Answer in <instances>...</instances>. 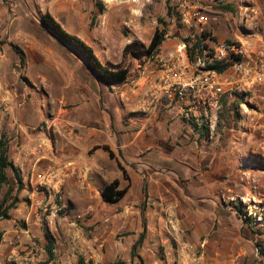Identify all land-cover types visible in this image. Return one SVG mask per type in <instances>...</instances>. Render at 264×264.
Listing matches in <instances>:
<instances>
[{
  "label": "crops",
  "instance_id": "obj_1",
  "mask_svg": "<svg viewBox=\"0 0 264 264\" xmlns=\"http://www.w3.org/2000/svg\"><path fill=\"white\" fill-rule=\"evenodd\" d=\"M49 1L46 11L61 25L70 29L77 25L70 34L91 46L105 65H124L125 47L142 42L138 9L127 0ZM223 1L233 3L237 11L215 20L214 30L228 23L239 29L234 38L214 42L240 41L261 54L264 0ZM18 7L23 10L29 5L18 3ZM34 19H0V42L14 41L26 53V64L21 66L9 45H0V100H10L0 110L1 122L6 127L9 159L19 169L25 188L42 189L37 199L62 206L63 213L81 216L88 227H94V235L83 243L97 252L91 255L96 264L122 255L126 264H140L131 260V249L144 222L147 233L138 250L143 264L175 263L183 255V233L193 228L196 235L203 234L205 225L210 228L219 219L214 210L194 209L191 203H214L221 192L231 191L221 182L234 180L238 167L261 156L257 149L264 146L260 136L264 104L254 85L245 83L247 108L239 131L231 127L215 131L205 144L184 123L178 102L167 97L152 107L143 102L163 75L162 60L179 56L178 49L188 43H178L167 34L155 56L128 57L131 67L125 83L107 86L78 54L44 29L40 18ZM134 22L138 23L129 33L126 27ZM181 57L190 61L185 52ZM226 74L241 83L233 66ZM45 179L52 183L43 186ZM116 180L118 189L127 191L119 201L106 202V188ZM104 248L108 256L98 254Z\"/></svg>",
  "mask_w": 264,
  "mask_h": 264
},
{
  "label": "rangeland",
  "instance_id": "obj_2",
  "mask_svg": "<svg viewBox=\"0 0 264 264\" xmlns=\"http://www.w3.org/2000/svg\"><path fill=\"white\" fill-rule=\"evenodd\" d=\"M97 1L103 2L102 0ZM127 2L138 9V13L134 12V14L140 16L139 36L141 43L147 46L150 44L149 35L158 28L165 30L170 38H177L178 43L190 40L189 44H192L194 49L197 48L195 41H204L205 48L211 49L216 45L212 38L232 39L239 29L228 23L214 30L215 20H220L225 16V12L218 8L220 3H226L223 0H127ZM18 3H28L30 9L27 7L20 10ZM49 3H51L49 0H0V6L5 9V12H2L0 8V19L12 21L20 18L39 19L46 14ZM149 6L152 8H147L144 12V9ZM169 7H171L170 15H168ZM143 16L146 18L145 22H142ZM201 16L207 17L208 21L204 24L199 23L197 20ZM158 18H162L165 24H159ZM36 23L41 28L39 21L36 20ZM137 23H129L130 26L126 27V31L132 33L133 25ZM62 25L68 29L69 33L77 28L75 25L73 29H70L63 22ZM205 33L208 35L207 38L204 37ZM78 35L81 36L79 32ZM9 42L15 43L8 40L6 43L9 45ZM199 49L200 52L203 50L201 47ZM129 59L127 58L124 62V66L128 69L131 67ZM206 64L209 66L211 63L207 61ZM9 102L7 98L0 100V110L7 107L6 104ZM223 112L224 104L218 120ZM3 118L6 120V115H3ZM244 119L242 116L238 124L233 121L230 122L231 125L225 124L221 129H218L217 124L216 132H223L228 129L227 127L239 131ZM1 121L0 116V137L6 134V127ZM260 136L263 137L264 142V131ZM210 141L212 140L210 139L205 144H209ZM257 152L261 154L260 158L246 166L238 167L234 180L221 182L222 186L230 187L231 191L221 192L214 199V203L208 200H205L204 206L191 203L194 209L214 210L219 219L210 228L205 225L206 231L200 235H196L193 228H188L183 233V255L179 254L173 264H264V251H260V248L264 250V170L260 169L257 164L258 161L264 159V146L259 147ZM8 177L15 189L12 194H17L19 202L17 208L10 212L11 219L0 222V230L4 236L0 247L1 264H96L91 255L93 253L96 255L97 252H93L86 243H83L85 238L89 239L94 235L93 231H85V228L81 227H88L85 219L73 218L66 212L57 213L55 207L48 204L45 199H42L41 205H36L35 201L42 189L39 188L34 192L30 187L17 193L12 171H9ZM9 189L7 185L0 188L1 201ZM44 206H48V211L42 210ZM45 228L52 232L55 239L54 258L51 260L45 249L47 244ZM98 254L108 256V248H104ZM123 257L125 256L122 255L115 261L106 259L107 263L102 261L103 263L99 264H126Z\"/></svg>",
  "mask_w": 264,
  "mask_h": 264
},
{
  "label": "built area",
  "instance_id": "obj_3",
  "mask_svg": "<svg viewBox=\"0 0 264 264\" xmlns=\"http://www.w3.org/2000/svg\"><path fill=\"white\" fill-rule=\"evenodd\" d=\"M250 17L254 19V14ZM199 23H206L208 18L201 16ZM194 42V41H193ZM199 42L195 41L194 43ZM201 42V41H200ZM199 48H193L192 44L183 45L178 49L179 56H169L162 60L163 75L158 80L156 87L144 97V105L152 107L162 97H167L178 102L182 110V119L191 129L193 136L208 143L213 137L219 113L223 106V98H232L234 94L245 92L247 84H253L256 94L264 104V51L256 52L247 44L240 41H219L211 49L205 48L204 41ZM182 52L189 57L192 53L193 60L184 62ZM190 59V57H189ZM229 61L235 72L240 76L241 83L217 70L208 68L206 62ZM254 62V65H251ZM134 82V80H132ZM246 83V85H245ZM245 107V108H244ZM241 111H246V105H240ZM45 124H48L47 122ZM52 183L51 179H45L43 186ZM36 205H41V200L36 199ZM48 211V206L42 208ZM65 208L57 205L55 212L64 211ZM78 219H82L79 216Z\"/></svg>",
  "mask_w": 264,
  "mask_h": 264
},
{
  "label": "trees",
  "instance_id": "obj_4",
  "mask_svg": "<svg viewBox=\"0 0 264 264\" xmlns=\"http://www.w3.org/2000/svg\"><path fill=\"white\" fill-rule=\"evenodd\" d=\"M101 10H103V6L100 4ZM147 8H152V6L146 7L144 9V12ZM218 8L224 12L229 13H236L235 5L231 2L226 3H220ZM171 14V7L168 8V15ZM146 18L145 16L142 17V22H145ZM159 24H165L164 20L162 18L157 19ZM40 23L44 27L45 30H47L53 37H56L58 41L63 44L64 46H67L74 51H76L82 59L86 62L90 70L94 75H96L98 81L101 83L112 86V85H120L125 83L128 80L129 77V69L125 67L124 65H114V64H103V62L98 58L96 55L94 49L89 46L85 41H83L81 38L70 34L68 31H66L63 26L49 13L43 14L40 17ZM207 34H204V37L207 38ZM167 38V32L165 30L157 29L151 39V42L149 46H146L145 44L134 41L128 44L124 49V59H127L128 57H132L135 59H142L143 57L151 58L155 56L158 51L160 50V47L163 45ZM213 41H216V38H212ZM186 43H188L187 47H189L190 40H186ZM230 42V41H229ZM6 42H0V45L4 44ZM10 47L13 49V51L18 55L21 66H25L26 64V53L25 51L18 46L17 44L13 42H9ZM200 42L195 43V47L200 48L201 46ZM190 60H193L192 53H189ZM232 65L229 61H214L211 64H209L208 68L211 70H217L219 72H225L230 66ZM245 96L240 93H235L232 98H223V104H224V112L220 117V120L218 122V129H221L224 127L225 124H229L230 122H235L238 124L242 120L240 105L244 103ZM109 151L110 156L112 158H115V154L109 150V148H105ZM8 142L5 139L4 135H1L0 138V188L7 185L9 186V192L4 196L3 200H0V222L3 220H10L11 215L10 212L13 209L17 208L19 197L12 194V191H14L13 184L11 182V179L8 177L9 171H12L14 174V180L16 183V192L20 193L25 189V184L23 177L19 171V169L15 166L13 161L9 159L8 155ZM260 169L264 170V159L257 162ZM121 169L124 171V177L125 179H129L127 172L125 169L121 166ZM119 187V181H114L110 185L107 186L105 194H104V200L109 203H115L119 201L124 194L126 193L127 189H118ZM147 189V185H144V190ZM83 229L85 228V231H92L91 227H84L81 226ZM146 224L144 222V230L141 232L139 239L135 242V244L132 246L131 249V260H138L140 264H143L142 258L140 257L138 250L143 244L145 237H146ZM45 237L47 240V244L45 246V249L49 255L50 260L54 258V249H55V239L53 237L52 232L45 228ZM91 237V236H90ZM4 236L3 233L0 230V247L3 243ZM258 246H261L258 244ZM260 251H264L260 248ZM1 264V263H0ZM9 264H15V263H9ZM125 264V263H122Z\"/></svg>",
  "mask_w": 264,
  "mask_h": 264
},
{
  "label": "water",
  "instance_id": "obj_5",
  "mask_svg": "<svg viewBox=\"0 0 264 264\" xmlns=\"http://www.w3.org/2000/svg\"><path fill=\"white\" fill-rule=\"evenodd\" d=\"M54 38H56V37H54ZM56 40H58L57 38H56ZM71 49V48H70ZM73 50V49H72ZM74 51V50H73ZM76 54H78L76 51H74ZM78 56H80L79 54H78ZM81 57V56H80ZM82 58V57H81ZM85 62V61H84ZM85 64H86V62H85ZM87 65V64H86ZM88 66V65H87ZM96 76V75H95Z\"/></svg>",
  "mask_w": 264,
  "mask_h": 264
}]
</instances>
